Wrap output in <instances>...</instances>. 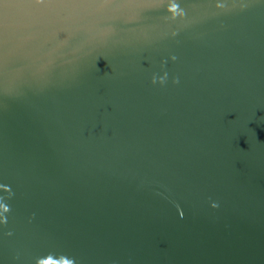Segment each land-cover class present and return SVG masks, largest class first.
<instances>
[{"label": "water", "instance_id": "obj_1", "mask_svg": "<svg viewBox=\"0 0 264 264\" xmlns=\"http://www.w3.org/2000/svg\"><path fill=\"white\" fill-rule=\"evenodd\" d=\"M0 264H264V0H0Z\"/></svg>", "mask_w": 264, "mask_h": 264}, {"label": "clouds", "instance_id": "obj_2", "mask_svg": "<svg viewBox=\"0 0 264 264\" xmlns=\"http://www.w3.org/2000/svg\"><path fill=\"white\" fill-rule=\"evenodd\" d=\"M164 79H165V77H161L159 82L160 83H163L164 82ZM152 83H157V80L155 79V77L153 78ZM211 206L213 208H215L217 205L216 204H212ZM6 211H7V209H6Z\"/></svg>", "mask_w": 264, "mask_h": 264}]
</instances>
